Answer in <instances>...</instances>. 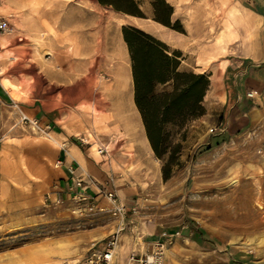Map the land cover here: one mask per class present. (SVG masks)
<instances>
[{
  "label": "rangeland",
  "instance_id": "1",
  "mask_svg": "<svg viewBox=\"0 0 264 264\" xmlns=\"http://www.w3.org/2000/svg\"><path fill=\"white\" fill-rule=\"evenodd\" d=\"M148 1L152 0H140L145 18L134 20L100 7L95 0L50 4L0 0V17L10 27L0 35V85L4 78L12 84V88L4 87L12 101L0 104V148L23 136L48 141L17 124L12 102L23 111L24 103L32 104L33 99L39 107L44 99H60L64 113L79 118L68 123L82 127L73 132L71 142L98 160L96 175L89 180L98 188L91 199L41 193L28 184L19 186L20 192L4 193L0 181V264L83 260L91 242H101L115 230L109 203L99 193L110 185L127 208L114 264H126L132 251L147 255L157 242L146 239L153 230L167 235L159 241L165 244L163 264H222L219 250L224 248L247 251L255 257V264H264V99L257 105L250 128L224 139L213 140L218 138L217 132L210 134L209 129L218 125L202 116L182 127L166 126L168 142L160 157L151 149L143 124V139L136 132L128 135V128L117 122L113 134L106 128L107 121H102V129L97 125L106 109L97 101L110 99L112 92L106 87L115 84L118 69L128 68L132 82L122 27L139 29L171 51L178 48L184 62L179 71L218 80L225 65L222 60L238 53L232 28L225 21L228 12L236 8L244 23L253 21L259 28L253 26L251 31L263 32L264 21L250 20V13L240 8V0H167L175 6L171 23L178 22V32L153 21ZM211 50L213 55L202 57ZM196 63L207 70L195 72ZM80 87L83 101L69 103L66 94ZM155 91L170 92L171 85H158ZM217 115L222 114L216 106L213 116ZM92 120L95 134L88 126ZM78 138L107 144L111 157L98 155L95 145L80 146ZM214 142L220 144L214 146ZM210 144L209 151L197 153L199 147ZM165 166L166 180L162 174ZM187 229L202 230L205 242L195 241L184 232ZM176 233L178 236L168 238Z\"/></svg>",
  "mask_w": 264,
  "mask_h": 264
},
{
  "label": "crops",
  "instance_id": "2",
  "mask_svg": "<svg viewBox=\"0 0 264 264\" xmlns=\"http://www.w3.org/2000/svg\"><path fill=\"white\" fill-rule=\"evenodd\" d=\"M240 1L243 3L239 5L240 8L250 13V20L262 19L264 21V0ZM166 2L173 8L171 16L173 18L175 6L167 0ZM147 3L149 5L148 12L152 15L150 2ZM129 18L141 20L140 18ZM225 21L232 28L235 51H238V53L234 57L222 60L225 65L220 78L218 80L213 77L209 78L208 90L203 98L202 104L205 114L202 117L213 120L218 125L217 127L221 129V132L216 133L218 138L213 140L224 139L237 135L241 130H248L256 118L257 105L261 102V99H264V31L259 32V29L256 32L251 31L253 26L255 28L259 27L256 24L253 25V21L250 24L244 23L239 10L236 8L228 12ZM242 40H245V42L242 43ZM171 46L175 48L174 45ZM176 50L181 52L178 48ZM213 54L214 52L211 50L203 52L201 55L205 58ZM182 57H185V55H182ZM180 62L184 63L181 59ZM193 70L202 73L207 69L196 63ZM115 78V84L106 87V90L112 92L110 99H98L100 101H97L106 105L105 111L103 109L101 111L103 116L97 119L99 121L97 122L98 128L102 129V121H107L106 128L109 133L113 134L111 130H114L113 127L117 122L128 128L127 130L130 132L128 135H134L136 132L143 139L142 122L133 99L130 70L124 67L118 69ZM5 88L0 85L1 105H4L3 100L12 101ZM250 91L254 93V98L247 97V93ZM66 95H68L66 99L69 103H81L84 98L82 87ZM5 96L9 99H5ZM63 100V102L66 101ZM36 101V99H33L32 104L24 103L22 106L23 111L29 117L37 118L41 122L49 124L52 127V139L44 141L31 136H23L14 144L1 146V190L4 193L9 191L20 192V189L17 188L28 184L32 185L35 191L40 190L41 193L51 191L63 198L70 197L73 192H84L88 197H94L98 188L94 184H89V180L91 179L90 176L95 177L96 175L95 169L98 160L89 150L80 148L70 140L71 136L74 135L73 132L81 130L82 127H73L72 123L70 125L67 120L71 121L75 117L74 119L77 121L79 118L77 116L70 117L64 113L60 106V99H44L41 107L35 106ZM215 105L222 115L213 116ZM109 121H112V124ZM95 125L93 120L89 121L88 126L92 134L96 132ZM70 168L75 169L74 175L70 174ZM76 179L83 181L80 187L76 186ZM12 184L17 187H12ZM184 232H187L189 236H192L191 238L199 243L205 242L203 234L195 230L187 229ZM168 236H170L168 238H173L178 234ZM162 237L163 234L158 235L153 230L146 239L147 241H161ZM219 253V259L223 261L222 264H255V257L249 255L250 253L247 251L235 250L229 252L224 248L219 250Z\"/></svg>",
  "mask_w": 264,
  "mask_h": 264
},
{
  "label": "trees",
  "instance_id": "3",
  "mask_svg": "<svg viewBox=\"0 0 264 264\" xmlns=\"http://www.w3.org/2000/svg\"><path fill=\"white\" fill-rule=\"evenodd\" d=\"M102 8L115 13L144 19L140 0H95ZM153 21L181 32L171 23L173 8L165 0H152ZM131 68L134 104L139 112L146 138L156 156L164 155L168 137L166 126L182 127L205 114L202 101L209 86L203 74L179 71L180 52L171 51L163 42L130 26L121 29ZM158 85H171L170 92L155 91ZM220 142H214L218 146ZM213 145L199 147L197 153L209 151ZM164 180L168 169H162ZM200 234L203 231L197 229Z\"/></svg>",
  "mask_w": 264,
  "mask_h": 264
},
{
  "label": "built area",
  "instance_id": "4",
  "mask_svg": "<svg viewBox=\"0 0 264 264\" xmlns=\"http://www.w3.org/2000/svg\"><path fill=\"white\" fill-rule=\"evenodd\" d=\"M9 29L10 27L8 20L4 17H0V35L9 31ZM254 96V93L251 91L247 93V97L250 99L254 98ZM10 108H12V110L16 113L17 124L29 129L35 134L44 137L48 141L52 139V127L49 124L43 123L37 118L29 117L19 108L15 102H12ZM2 120L3 114L0 110V130L2 129ZM214 132H221V129L219 127L209 129L210 134H214ZM89 137L92 136L89 135ZM88 139L89 138H78L77 143L80 146L92 147V145H95L98 155L104 156L106 158L110 157L111 151L109 150L107 144L100 143L95 138H93L92 142H89ZM1 140L2 138H0V141ZM69 172L71 175H74L75 169L70 168ZM82 183V180L76 179L77 187H80ZM99 193L103 194L104 198L109 203L110 216L116 221L114 232L101 242H91L88 249V255L83 260L66 261L62 264H114L116 249L119 242V233L125 228L127 208L122 200L118 197L114 187H104L102 191L99 190ZM70 197H72V199H91V197H88L84 192H73ZM57 203H60V201L57 200ZM163 236L167 235L164 233ZM164 251L165 244L157 241L153 244L147 255L145 254L138 256L134 251H132L127 257L126 264H163Z\"/></svg>",
  "mask_w": 264,
  "mask_h": 264
},
{
  "label": "bare ground",
  "instance_id": "5",
  "mask_svg": "<svg viewBox=\"0 0 264 264\" xmlns=\"http://www.w3.org/2000/svg\"><path fill=\"white\" fill-rule=\"evenodd\" d=\"M42 2H47V3H53V2H58V3H61L62 1H64V0H41ZM3 82H2V85L4 86V87H7V88H12V84L7 80V79H3L2 80Z\"/></svg>",
  "mask_w": 264,
  "mask_h": 264
}]
</instances>
